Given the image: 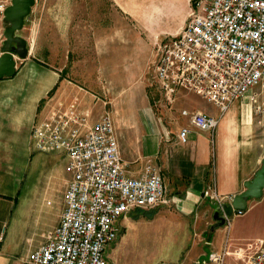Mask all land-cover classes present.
<instances>
[{"label":"crops","instance_id":"obj_1","mask_svg":"<svg viewBox=\"0 0 264 264\" xmlns=\"http://www.w3.org/2000/svg\"><path fill=\"white\" fill-rule=\"evenodd\" d=\"M58 11L62 12V9ZM65 12L67 15V9ZM70 12L64 21L58 19L56 23L65 24L66 29L72 26L74 15ZM71 43L67 40L66 47L69 48ZM78 43L84 41L75 44ZM53 46L50 43L49 47ZM16 60L15 76L0 81V236L3 237L0 264H25L28 255L45 241V235L59 224L63 211L64 192L70 178L66 172L67 161L61 153H42L32 145V129L46 99L53 97L56 101L69 103L81 98L83 105L93 110V121L95 116L97 121L98 116L97 100L90 99L85 89L91 83L85 73L88 63L83 58L72 61L69 68L49 66L33 55L29 44L28 57ZM113 66L114 72L117 70L120 74L122 68L117 60ZM115 76L114 73V79ZM191 94L194 93L179 90L172 105L160 108L156 106L157 91L156 97L140 112L144 123L140 125L141 138L134 145L143 157V165L128 168L129 174L139 176L148 160L159 165L173 203L170 207L132 212L130 215L136 213L137 216L131 218L130 227L141 230L145 220L152 222L168 214L184 218L199 235L210 236L209 244L204 246L201 254L208 264H219L210 262V256L221 255L227 241L229 254L225 255L222 264H243L235 251L257 239H264V194L258 199H248L243 214L234 211L229 218L230 225L213 229L218 206L204 199L203 192L214 187L225 199V205L242 193L245 183L251 181L262 167L264 133L255 123L247 100L234 102L222 115L207 101L192 100L195 105L187 108L185 99L192 98ZM177 102L179 119H185L183 123L172 122ZM197 112L219 118L217 128L207 132L195 127L191 117ZM183 128L190 129L185 144L177 137ZM118 141L126 164L129 157L125 143L119 136ZM169 230L174 232L175 228L170 226ZM198 251L194 248L192 254Z\"/></svg>","mask_w":264,"mask_h":264},{"label":"built area","instance_id":"obj_2","mask_svg":"<svg viewBox=\"0 0 264 264\" xmlns=\"http://www.w3.org/2000/svg\"><path fill=\"white\" fill-rule=\"evenodd\" d=\"M11 3L0 0V57L5 12ZM148 72L159 93L156 106L169 107L178 91L186 90L225 115L234 102L245 99L264 133V0H194L182 30L156 43ZM93 118V110L81 98L66 103L48 97L35 121L33 148L63 154L70 178L59 224L25 264H110L125 218L136 210L173 203L161 167L148 160L139 176H131L112 117L104 113L97 121ZM219 120L201 112L191 117L195 127L207 132L214 131ZM189 133L190 129H181L179 142L187 143ZM203 198L218 207L225 205L214 187L205 190ZM2 242L0 236V247ZM228 244L221 255L212 254L210 262L222 264L229 254ZM235 255L243 264H264V239L238 249Z\"/></svg>","mask_w":264,"mask_h":264},{"label":"rangeland","instance_id":"obj_3","mask_svg":"<svg viewBox=\"0 0 264 264\" xmlns=\"http://www.w3.org/2000/svg\"><path fill=\"white\" fill-rule=\"evenodd\" d=\"M193 3L194 0H37L24 29L18 32L26 37L33 55L49 66L69 68L78 58L88 63L85 73L91 85L85 89L90 99L97 100V120L104 113L112 117L117 138H123L125 143L129 169L143 165V157L134 143L141 138L140 125L144 123L140 112L157 95L148 72L156 43L182 30ZM66 9L68 16L70 11L74 15V23L68 29L65 24L56 23L58 19L65 20ZM67 40L73 42L69 48ZM77 41L84 43L75 44ZM50 43L54 46L49 47ZM115 60L122 68L120 74L114 72ZM191 95L192 98L185 99L187 108L195 105L192 100L207 103ZM178 104L172 122L183 123ZM135 216L136 213L124 220L123 235L114 245L110 264L207 262L201 254L210 236L199 235L184 218L168 214L152 222L145 220L139 230L130 227ZM170 226L175 228L174 232L169 230ZM194 248L199 251L192 254Z\"/></svg>","mask_w":264,"mask_h":264},{"label":"water","instance_id":"obj_4","mask_svg":"<svg viewBox=\"0 0 264 264\" xmlns=\"http://www.w3.org/2000/svg\"><path fill=\"white\" fill-rule=\"evenodd\" d=\"M36 0H12L11 5L5 12V41L3 53L0 57V81L4 78H11L17 72V59L24 60L29 55L28 41L18 35L23 30L26 18L31 14ZM245 190L233 197L229 204L217 207L214 213L216 224L213 229L227 224L234 211L245 210L250 198H261L264 194V159L262 167L257 171L256 176L247 181ZM223 214V216H221Z\"/></svg>","mask_w":264,"mask_h":264}]
</instances>
